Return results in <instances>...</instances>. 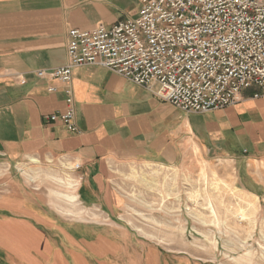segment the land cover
Returning a JSON list of instances; mask_svg holds the SVG:
<instances>
[{
	"label": "crops",
	"instance_id": "obj_1",
	"mask_svg": "<svg viewBox=\"0 0 264 264\" xmlns=\"http://www.w3.org/2000/svg\"><path fill=\"white\" fill-rule=\"evenodd\" d=\"M140 5L0 0V163L30 165L36 158L70 168L84 203L118 212L123 194L114 181L120 171L134 162L180 165L187 140L247 165L264 156V95L254 97L255 87L242 90L229 106L192 113L105 67L84 65L73 69L71 79L78 131L45 119L64 110L65 94L59 81L35 73L66 62L69 29L110 27L135 18ZM4 178L0 254H86L67 235L59 239L55 228L63 222L36 192L11 175Z\"/></svg>",
	"mask_w": 264,
	"mask_h": 264
},
{
	"label": "rangeland",
	"instance_id": "obj_2",
	"mask_svg": "<svg viewBox=\"0 0 264 264\" xmlns=\"http://www.w3.org/2000/svg\"><path fill=\"white\" fill-rule=\"evenodd\" d=\"M183 152L177 166L134 162L121 170L118 212L84 203L70 168L34 162L24 173L0 163V183L11 175L36 192L63 222L59 239L67 235L86 253L0 254V264H264V156L247 165L188 140ZM237 207L248 215L239 219Z\"/></svg>",
	"mask_w": 264,
	"mask_h": 264
},
{
	"label": "built area",
	"instance_id": "obj_3",
	"mask_svg": "<svg viewBox=\"0 0 264 264\" xmlns=\"http://www.w3.org/2000/svg\"><path fill=\"white\" fill-rule=\"evenodd\" d=\"M99 65L186 111L264 95V0H141L133 19L68 31L66 62L37 70L63 85L65 108L45 116L77 132L73 69ZM55 86L48 87L54 92Z\"/></svg>",
	"mask_w": 264,
	"mask_h": 264
},
{
	"label": "bare ground",
	"instance_id": "obj_4",
	"mask_svg": "<svg viewBox=\"0 0 264 264\" xmlns=\"http://www.w3.org/2000/svg\"><path fill=\"white\" fill-rule=\"evenodd\" d=\"M30 157V156H29ZM31 161L32 162H38L37 160H36V158L35 159H32L31 158ZM21 170L24 172V173H26V172H28V170L27 169H31V168H28L27 167V165H21ZM35 170V169H34ZM202 171H205V167H204V165L202 166ZM130 175L132 176V177H138L139 175H137V173L135 172V170H133V169H131V171H130ZM202 176L203 177H206V175H205V172H204V174H203V172H202ZM67 179V178H66ZM142 179H144V177H142ZM214 180V177L212 178L211 177V179H209V184H214L215 182L213 181ZM150 185H153L154 186V184H153V182L151 183L150 182ZM238 189V188H237ZM231 190L233 191V192H235L234 190L235 189H232L231 188ZM74 196L75 195H70V196H68L69 198H74ZM253 199H256V197H254ZM252 206V208H253V205H251ZM250 206V207H251ZM249 209L248 208H243V207H237L236 208V216L239 218V219H241V218H244V217H246L247 215H248V211Z\"/></svg>",
	"mask_w": 264,
	"mask_h": 264
}]
</instances>
